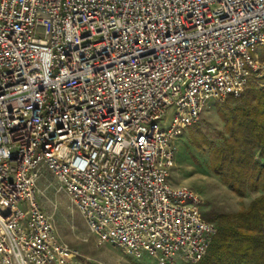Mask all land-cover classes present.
Returning <instances> with one entry per match:
<instances>
[{"label":"built area","instance_id":"built-area-1","mask_svg":"<svg viewBox=\"0 0 264 264\" xmlns=\"http://www.w3.org/2000/svg\"><path fill=\"white\" fill-rule=\"evenodd\" d=\"M258 49L264 0H0V264H84L43 170L99 244L201 262L217 230L168 184L176 142L262 77Z\"/></svg>","mask_w":264,"mask_h":264},{"label":"rangeland","instance_id":"rangeland-1","mask_svg":"<svg viewBox=\"0 0 264 264\" xmlns=\"http://www.w3.org/2000/svg\"><path fill=\"white\" fill-rule=\"evenodd\" d=\"M258 60L264 63V51H256ZM257 88H264V73L256 83ZM222 104L209 103L202 112L198 123L187 129L176 142L175 166L171 170L168 184L187 186L194 190L202 200L201 211L204 218L218 227L217 217L221 214L237 213L246 208L261 193H246L238 197L226 187L221 179L210 172L209 155L211 150L221 147L228 135L220 121L217 109ZM172 111L168 110L164 125L171 120ZM210 142V146L197 148V145ZM255 159L260 161L258 154ZM56 181L47 171L37 183V200L42 211L53 220L56 231L62 241L76 249L84 264H158L157 260L143 254L139 259H131L119 249L99 244L68 196L56 191ZM174 264H188L176 262Z\"/></svg>","mask_w":264,"mask_h":264},{"label":"trees","instance_id":"trees-1","mask_svg":"<svg viewBox=\"0 0 264 264\" xmlns=\"http://www.w3.org/2000/svg\"><path fill=\"white\" fill-rule=\"evenodd\" d=\"M217 114L228 138L211 150L210 172L240 198L261 195L237 213L217 217L216 235L198 264H264V88L249 83L241 98H228Z\"/></svg>","mask_w":264,"mask_h":264},{"label":"crops","instance_id":"crops-1","mask_svg":"<svg viewBox=\"0 0 264 264\" xmlns=\"http://www.w3.org/2000/svg\"><path fill=\"white\" fill-rule=\"evenodd\" d=\"M56 229V228H55ZM60 237V236H59ZM62 240V239H61Z\"/></svg>","mask_w":264,"mask_h":264}]
</instances>
